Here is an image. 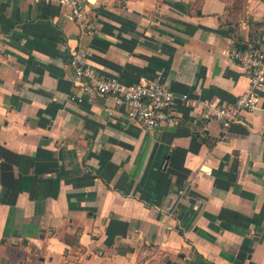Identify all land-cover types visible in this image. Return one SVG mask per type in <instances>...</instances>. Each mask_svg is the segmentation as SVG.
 Masks as SVG:
<instances>
[{"label": "crops", "instance_id": "0c3cea01", "mask_svg": "<svg viewBox=\"0 0 264 264\" xmlns=\"http://www.w3.org/2000/svg\"><path fill=\"white\" fill-rule=\"evenodd\" d=\"M66 13L0 0V264H264V90L226 133L201 119L249 89L227 53L264 47V0H99L85 28ZM79 50L188 95L176 123L108 116L73 85Z\"/></svg>", "mask_w": 264, "mask_h": 264}, {"label": "built area", "instance_id": "2783aa9c", "mask_svg": "<svg viewBox=\"0 0 264 264\" xmlns=\"http://www.w3.org/2000/svg\"><path fill=\"white\" fill-rule=\"evenodd\" d=\"M53 1L66 10L68 21L76 22L85 28L92 9L97 7L99 0H45L48 3ZM227 55L240 66L249 81V89L232 103L218 104L209 100L202 103L201 119L206 124L220 123L223 133H226L243 113H254L259 108L260 95L264 90V47L248 44L232 50ZM69 66L72 69L73 85L90 101L96 97L111 98L114 105L105 109L108 116L122 113L127 119L139 123L149 132L163 126L174 125L175 105L179 100L189 99L186 94L177 96L160 82L142 79L136 84L123 85L115 77L99 75L90 67L86 53L82 50L73 54ZM211 175L210 170L201 168L196 176L203 178ZM179 193L182 195L184 191Z\"/></svg>", "mask_w": 264, "mask_h": 264}]
</instances>
